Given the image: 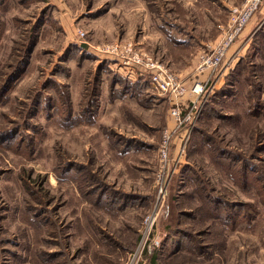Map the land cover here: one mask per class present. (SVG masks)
Returning a JSON list of instances; mask_svg holds the SVG:
<instances>
[{
	"label": "rangeland",
	"instance_id": "1",
	"mask_svg": "<svg viewBox=\"0 0 264 264\" xmlns=\"http://www.w3.org/2000/svg\"><path fill=\"white\" fill-rule=\"evenodd\" d=\"M243 1L0 0V264H123L144 218L158 212L155 230L179 192L190 207L188 194L224 200L204 208L249 226L264 217V6L205 78L161 204L157 148L173 105L95 51L132 43L189 87L200 49Z\"/></svg>",
	"mask_w": 264,
	"mask_h": 264
},
{
	"label": "built area",
	"instance_id": "2",
	"mask_svg": "<svg viewBox=\"0 0 264 264\" xmlns=\"http://www.w3.org/2000/svg\"><path fill=\"white\" fill-rule=\"evenodd\" d=\"M263 6L264 0H244L240 6L231 9L228 21L221 27V32L216 42L214 44H205L200 49L198 61L192 71L197 79L194 77V81L189 87L179 75L160 64L145 51L134 49L132 43L127 42L123 45L117 43L103 44L95 49L97 53L113 56L121 64L130 67L124 71V74L130 77H134L135 74L141 77L146 75L149 88L157 95L169 99L173 105L171 114L175 121V126L173 129L169 127L163 129V134L157 148L158 164L154 175L157 198L154 205L163 203L162 201L166 196L165 188L173 172L171 166L175 167L179 163L180 157L184 154L194 119L197 117L198 111L203 104V95L207 81L206 79L200 80L198 76L205 72L214 71V69L218 70L225 64L227 52L231 45L239 39L246 24L257 16V12ZM262 21H264V17ZM132 68L137 70L133 71ZM195 72H198V74ZM186 107H188L187 113H182ZM189 110L194 112L192 117H189ZM177 138L179 139V143L173 152L172 149ZM171 154L173 155L172 157ZM157 213L153 217L148 215L144 218L143 227L149 224V230H145L143 245L137 247V250L140 252L132 254L128 252L123 264H138V262L143 264L144 258L142 255H145L151 247L157 245V234L155 230L150 231L152 221L157 219ZM147 241L151 247L149 244L146 245Z\"/></svg>",
	"mask_w": 264,
	"mask_h": 264
},
{
	"label": "crops",
	"instance_id": "3",
	"mask_svg": "<svg viewBox=\"0 0 264 264\" xmlns=\"http://www.w3.org/2000/svg\"><path fill=\"white\" fill-rule=\"evenodd\" d=\"M207 75L209 72L198 78L203 80ZM182 187L186 192L189 185ZM181 194L187 197L184 192L177 193L173 198L175 205L171 197L166 200L155 229L157 245L145 253L143 264H264L263 216L257 215L249 226L243 214H230L223 209L217 215L204 208L213 203L225 205L224 200L195 198L187 193L190 207L179 204Z\"/></svg>",
	"mask_w": 264,
	"mask_h": 264
},
{
	"label": "trees",
	"instance_id": "4",
	"mask_svg": "<svg viewBox=\"0 0 264 264\" xmlns=\"http://www.w3.org/2000/svg\"><path fill=\"white\" fill-rule=\"evenodd\" d=\"M17 72V70H16ZM1 89H8V86L4 85ZM5 90L2 91V93H4Z\"/></svg>",
	"mask_w": 264,
	"mask_h": 264
}]
</instances>
